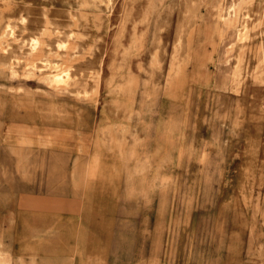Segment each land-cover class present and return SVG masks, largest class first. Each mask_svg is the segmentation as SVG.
Segmentation results:
<instances>
[{"label": "clouds", "instance_id": "clouds-1", "mask_svg": "<svg viewBox=\"0 0 264 264\" xmlns=\"http://www.w3.org/2000/svg\"><path fill=\"white\" fill-rule=\"evenodd\" d=\"M0 264H264V0H0Z\"/></svg>", "mask_w": 264, "mask_h": 264}, {"label": "rangeland", "instance_id": "rangeland-1", "mask_svg": "<svg viewBox=\"0 0 264 264\" xmlns=\"http://www.w3.org/2000/svg\"><path fill=\"white\" fill-rule=\"evenodd\" d=\"M30 202V196L28 194H22V198L20 200L21 207L26 206Z\"/></svg>", "mask_w": 264, "mask_h": 264}]
</instances>
